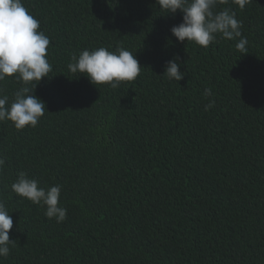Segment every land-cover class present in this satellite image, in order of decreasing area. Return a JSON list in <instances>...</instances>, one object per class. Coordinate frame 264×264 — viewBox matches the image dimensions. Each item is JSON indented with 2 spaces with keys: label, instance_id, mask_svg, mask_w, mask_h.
I'll return each mask as SVG.
<instances>
[{
  "label": "trees",
  "instance_id": "1",
  "mask_svg": "<svg viewBox=\"0 0 264 264\" xmlns=\"http://www.w3.org/2000/svg\"><path fill=\"white\" fill-rule=\"evenodd\" d=\"M0 264H264V0H0Z\"/></svg>",
  "mask_w": 264,
  "mask_h": 264
}]
</instances>
